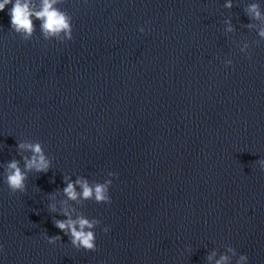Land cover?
I'll use <instances>...</instances> for the list:
<instances>
[{
	"label": "water",
	"instance_id": "95a60500",
	"mask_svg": "<svg viewBox=\"0 0 264 264\" xmlns=\"http://www.w3.org/2000/svg\"><path fill=\"white\" fill-rule=\"evenodd\" d=\"M252 3L264 12V0H57L72 23L63 41L35 18L24 40L0 11V163L21 159L19 140L52 160L23 193L0 176V264H235L229 247L264 264V15ZM108 172L110 203L67 201L101 221L96 249H76L48 205L66 200L64 174Z\"/></svg>",
	"mask_w": 264,
	"mask_h": 264
},
{
	"label": "clouds",
	"instance_id": "9594fccd",
	"mask_svg": "<svg viewBox=\"0 0 264 264\" xmlns=\"http://www.w3.org/2000/svg\"><path fill=\"white\" fill-rule=\"evenodd\" d=\"M56 2L57 0H40L37 10V6L33 0H0V11L7 9V14L10 17V29L18 33L24 40H28L34 32V18L40 20V30L45 38L57 37L62 41L71 40V18L67 13L55 6ZM224 6L231 8L232 0H225ZM247 12L255 19H260L264 15L258 3L248 5ZM249 26L251 25L249 24ZM227 30L232 31L230 22ZM139 31L144 32L145 27L140 26ZM258 34L264 37V29H261ZM227 63L231 64L232 60L227 61ZM16 148L17 155L21 159L17 160L13 158L0 163V168H3L0 176H2L4 183L11 192L23 193L27 190L26 181L29 178V173H47L52 167V160L45 152L40 141L19 140ZM21 160L23 161V167H21ZM261 168L264 169V164H262ZM114 175L115 173L108 172L107 179L95 184L90 183L86 176L76 175L75 179H73L71 174L63 175L64 186L58 189V191L63 192L66 200L61 202L59 211L54 203H49L48 207L50 211L57 212L58 216L63 217L57 218V216H53V224L68 236L74 248L94 251L96 249L95 228L101 221L95 217L75 213V209L68 206L67 201L92 200L96 203H110L111 197L109 192L113 182L111 177ZM102 231L107 233L109 226L105 225ZM44 235L49 243H55L61 239L59 235L49 236L46 232ZM228 251L237 257L235 264H248L247 254H238L233 247H229ZM213 255H215L214 252ZM208 258L211 259V256ZM228 260V256L222 255L216 264H226Z\"/></svg>",
	"mask_w": 264,
	"mask_h": 264
}]
</instances>
